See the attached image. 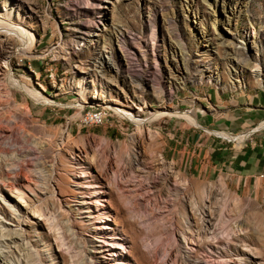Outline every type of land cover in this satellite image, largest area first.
Segmentation results:
<instances>
[{"label":"rangeland","instance_id":"1","mask_svg":"<svg viewBox=\"0 0 264 264\" xmlns=\"http://www.w3.org/2000/svg\"><path fill=\"white\" fill-rule=\"evenodd\" d=\"M230 1L243 3L235 19L223 0H0V22L24 32L23 40L0 30V131L11 133L6 122L22 130L9 156L53 147L43 183L23 175L17 188L4 185L0 161V220L21 237V246L0 244L2 258L162 264L157 253L172 228L168 264H264V205L229 181L201 178L188 153L200 121L221 115V100L264 97V0ZM10 75L46 102L9 84ZM239 79L247 87L233 90ZM94 112L106 114L102 124ZM220 135L236 145L246 136ZM224 198L234 226L226 239Z\"/></svg>","mask_w":264,"mask_h":264},{"label":"crops","instance_id":"2","mask_svg":"<svg viewBox=\"0 0 264 264\" xmlns=\"http://www.w3.org/2000/svg\"><path fill=\"white\" fill-rule=\"evenodd\" d=\"M219 117L207 116L200 130L191 136L189 155L201 178L224 179L236 193L249 196L264 205V97L241 93L231 100L220 101ZM247 135L241 145L221 136ZM186 152V151H185Z\"/></svg>","mask_w":264,"mask_h":264},{"label":"bare ground","instance_id":"3","mask_svg":"<svg viewBox=\"0 0 264 264\" xmlns=\"http://www.w3.org/2000/svg\"><path fill=\"white\" fill-rule=\"evenodd\" d=\"M224 3H225V9H227V7L229 8L228 10H226V12L230 15V19H235L236 18V12L239 11V9L241 8V6L243 5V3H240L238 4V9L237 8H232L230 7V4H231V1L230 0H227L225 2V0H223ZM234 6V5H233ZM235 7V6H234ZM223 8V9H224ZM7 11V10H6ZM12 13V11L10 10V13L8 14V16H10ZM0 30L3 31V32H12L11 34H14V35H19L22 37L23 39V36L22 34L24 32H22L21 34V30L19 28H14L12 27L11 25L7 24L6 22H0ZM8 34V33H7ZM26 35V33H25ZM32 36V40L28 41L30 42L29 44L30 45H34V42H35V37L33 35H30ZM29 37V36H27ZM27 37H25V39H27ZM31 38V37H30ZM24 40V39H23ZM29 40V39H28ZM25 42V41H24ZM27 42V41H26ZM26 44V43H25ZM34 47V46H33ZM178 47V46H177ZM27 48V47H26ZM235 50V49H234ZM233 50V51H234ZM184 52V51H183ZM31 53V51H30ZM175 57V56H174ZM132 64V63H131ZM103 65V64H102ZM132 67H135L134 64H132ZM176 70L178 71V73L181 72V68L177 67ZM170 76L172 78H175V72L172 71L170 72ZM9 81L8 83L9 84H12L13 86L17 87V88H20V89H24L27 91L28 95H30V97H32V99H34L36 102L38 103H43V102H46V100L43 98V96H41L40 94H37L35 93L34 91H31L29 90V88H25V86H23V84L21 85V82L16 80L15 79V76L14 75H10L9 76ZM177 80V79H176ZM258 83L261 87H264V82L261 78H258ZM212 81V80H211ZM216 82V81H215ZM213 83V82H212ZM218 83V81H217ZM233 83V82H232ZM219 84V83H218ZM217 84V85H218ZM82 85V83H81ZM234 86H232V89L233 90H236V89H239L240 87L241 88H245L247 87V83L245 81H243L242 79H239V80H236L234 81L233 83ZM219 87H220V84H219ZM223 86H221L222 88ZM83 89L87 90V86L86 85H83ZM49 102V101H48ZM31 112V111H30ZM30 112L27 114V116L30 118L31 117V114ZM121 115H124L126 118H131L132 120L134 121H138L140 122V120H137L134 116H132L131 114H128V113H125V112H119ZM7 114V113H6ZM33 114V113H32ZM160 115H165V112L164 113H161V114H158L156 115L155 117H152L150 119H147L149 123H152L154 120H156ZM124 117V118H125ZM0 119H1V114H0ZM17 119V118H16ZM28 119V118H27ZM2 120H0V123H3L1 122ZM26 122V121H25ZM6 124L9 127V129L11 128V133H7L5 131H0V161H2L3 163H5L7 165V171L8 173L4 174L8 180H5L4 181V185H9L13 188H17V184H19V179L16 180V178L19 176H23V175H26V177L28 179H31L33 180L31 177H34L37 182H42L44 181L47 177L50 176V173H51V170L48 166V164L50 163L51 164V160H52V152H53V147L51 146V144L49 143H40L41 147H32L30 149H28V154H25L23 152V150L19 149L17 150L18 153L17 155L18 156H9L10 155V151L12 150L11 148L14 147V151H15V146L16 143H18V141H20V137L22 136V130L16 125L14 124V122H6ZM26 126V125H25ZM3 127V125H2ZM21 127V126H20ZM31 127V126H30ZM22 128V127H21ZM29 128V127H28ZM40 128V127H39ZM37 129V128H36ZM1 130V129H0ZM40 130V129H39ZM26 132V131H25ZM45 133V132H44ZM27 134V133H26ZM46 135V134H45ZM30 136V135H29ZM25 137V136H23ZM228 137V136H227ZM245 138H247V135L246 136H242L241 138H239V142L240 143H243L245 141ZM232 139V138H231ZM31 139L29 138V141ZM34 141V140H33ZM38 142V141H37ZM52 142V141H51ZM25 143V142H24ZM26 144V143H25ZM28 144V143H27ZM26 144V145H27ZM36 144V143H35ZM239 144V143H238ZM240 145V144H239ZM31 146V145H30ZM11 150H10V149ZM25 148V147H23ZM27 148V147H26ZM13 151V155L16 154L15 152ZM27 153V152H26ZM12 154V153H11ZM1 162V163H2ZM5 171H3L4 173ZM2 173V174H3ZM4 176V178H5ZM1 182V181H0ZM43 183V182H42ZM45 183V182H44ZM21 184V183H20ZM19 184V186H20ZM46 184V183H45ZM26 186V188H29V189H32L31 186L29 184H24ZM22 185V186H24ZM186 185V184H185ZM44 186V184H43ZM138 186H140V192H141V196L143 197V200L145 202H149V211H151L152 215L155 216V201H152V198H150L151 194H149V192H147L145 190V187L143 185L142 182H139L138 181ZM187 186V185H186ZM0 189H1V186H0ZM189 189V188H188ZM35 192V191H34ZM200 193H202L203 195L205 194V191L204 190H201L200 189ZM227 194V193H226ZM206 195V194H205ZM227 196V195H226ZM195 197V196H194ZM204 197V196H203ZM229 197V196H228ZM198 199V198H197ZM225 199V198H224ZM223 199V201H224ZM229 199V198H227ZM227 199H225V203L224 205L222 206V209L220 212H222V214H220L221 218L223 217V220H221V222L223 221V225H226V229H224V231L221 233L222 234V237L221 238H228L230 237L233 233H232V230L234 228L233 224L230 223V221L227 220L226 217H224V213H226V211H228V209L230 210L231 208H228V202ZM201 201V200H200ZM233 201V200H232ZM235 201V200H234ZM235 202H238V201H235ZM198 203V202H197ZM201 202H199L200 204ZM233 203V202H232ZM237 204V203H236ZM235 209L238 208L237 206L238 205H235ZM232 210V209H231ZM237 210V209H236ZM236 210H234L236 212ZM239 211V209H238ZM240 212V211H239ZM232 213V212H231ZM239 214V213H238ZM235 216V215H234ZM239 216V215H238ZM238 218V217H237ZM235 220V219H234ZM233 220V221H234ZM239 223V222H237ZM239 226V225H238ZM241 226V224H240ZM233 227V228H232ZM231 228V229H229ZM240 229V227H239ZM234 232V231H233ZM232 233V234H231ZM22 236V235H21ZM21 238V237H20ZM19 238V234L18 233H12L8 228L7 226L5 225V223H3V221L0 220V244L2 245H5L3 243H5V240H9L10 243H13L12 245L14 244H19L21 243V239ZM23 240V239H22ZM162 240V239H161ZM178 240V239H177ZM176 236H175V233H173L172 231V228H170L167 233H166V236L164 237V239L162 240V244L160 245V249L161 251H159L157 253V257L158 259L161 258V261L162 264H168L169 263V260L171 258V252L172 251L170 250L169 247H172L174 249V246H175V243H176ZM23 242V241H22ZM7 243V242H6ZM10 246V244H8ZM20 245V244H19ZM224 245V244H223ZM21 246V245H20ZM23 248H21V252H24L27 248L24 247L25 245H22ZM177 248V247H176ZM29 250V248H27ZM26 249V250H27ZM26 252V251H25ZM29 253V252H28ZM3 253H0V259H2V261L0 262V264H4L5 261L6 264H12L8 259H7V256L4 258H2ZM15 254V253H14ZM30 254V253H29ZM27 256V255H26ZM230 256V255H229ZM25 257V255H24ZM28 257V256H27ZM9 258V257H8ZM26 258V257H25ZM155 258V257H154ZM28 259H30L28 257ZM230 259V260H229ZM229 259L227 261H224L226 262L225 264H236V262H233V257H229ZM17 264H21V259L20 260V257L18 256L17 258ZM32 261V260H31ZM29 260V263L31 262ZM36 261V260H35ZM15 263V262H14ZM36 263V262H35ZM34 263V264H35ZM22 264H24V262L22 261ZM26 264V263H25ZM30 264H33V262H31Z\"/></svg>","mask_w":264,"mask_h":264},{"label":"built area","instance_id":"4","mask_svg":"<svg viewBox=\"0 0 264 264\" xmlns=\"http://www.w3.org/2000/svg\"><path fill=\"white\" fill-rule=\"evenodd\" d=\"M106 114L103 112H94L90 115V118L94 124L100 125L103 123V120L105 119Z\"/></svg>","mask_w":264,"mask_h":264}]
</instances>
